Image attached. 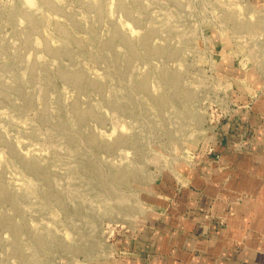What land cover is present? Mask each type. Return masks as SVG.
<instances>
[{
    "label": "rangeland",
    "instance_id": "1",
    "mask_svg": "<svg viewBox=\"0 0 264 264\" xmlns=\"http://www.w3.org/2000/svg\"><path fill=\"white\" fill-rule=\"evenodd\" d=\"M262 65L264 0H0V264H119Z\"/></svg>",
    "mask_w": 264,
    "mask_h": 264
},
{
    "label": "crops",
    "instance_id": "2",
    "mask_svg": "<svg viewBox=\"0 0 264 264\" xmlns=\"http://www.w3.org/2000/svg\"><path fill=\"white\" fill-rule=\"evenodd\" d=\"M258 72L247 70L237 108L202 144L218 159L153 213L119 264H264V65Z\"/></svg>",
    "mask_w": 264,
    "mask_h": 264
}]
</instances>
